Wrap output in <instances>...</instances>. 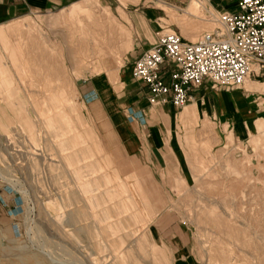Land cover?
<instances>
[{
    "label": "rangeland",
    "instance_id": "374dc122",
    "mask_svg": "<svg viewBox=\"0 0 264 264\" xmlns=\"http://www.w3.org/2000/svg\"><path fill=\"white\" fill-rule=\"evenodd\" d=\"M99 1L100 7L85 12L94 36L74 32L73 20L62 17L91 0L0 24V264H173L174 242L158 235L163 214H178L189 229L195 264H264V76L248 80L258 89H234L230 119H199L192 106L178 114L192 174L184 177L173 154L156 162L147 134L137 144L124 143L82 89L91 81L106 85L104 76L117 92L123 88L138 41L155 42V26L195 41L218 21L196 0H110L112 9ZM153 11L151 19L146 13ZM205 17L216 25L206 27ZM16 25L23 28L12 31ZM190 28L195 36L186 33ZM117 33L123 36L114 43L118 48L97 54L95 39ZM61 87L75 103L68 112L75 129L66 134L53 120L50 98ZM79 116L85 122L77 125ZM88 129L92 152V138L83 141ZM172 147L180 154L175 134ZM82 150L83 161L71 159ZM96 241L107 247L98 249Z\"/></svg>",
    "mask_w": 264,
    "mask_h": 264
},
{
    "label": "crops",
    "instance_id": "0c3cea01",
    "mask_svg": "<svg viewBox=\"0 0 264 264\" xmlns=\"http://www.w3.org/2000/svg\"><path fill=\"white\" fill-rule=\"evenodd\" d=\"M78 1L80 0H0V24L7 23L18 16H24L25 14L32 11L48 10L63 6L65 4L71 5ZM103 1L105 3L110 2V0ZM210 1L216 8L225 9L228 7L230 10H237V6L235 4L236 1L228 5H226V1L228 2V0ZM119 9L121 10V8ZM146 15L151 17V19L156 18V14L154 11L151 13L148 12L146 13ZM128 18L132 26L134 27L133 21L130 19V17ZM142 21L144 22V20H141V22ZM18 28L19 30H21L23 26L16 25L10 29L12 31H18ZM157 29L158 27L156 26L155 28H152L155 40V32ZM0 33L3 35L4 30L0 29ZM153 43H151L148 38H146V40H143V42L139 40L138 47L140 48V50L138 51V54L133 57V62L145 49L149 48ZM133 62L131 64V69L133 66ZM121 78L124 81V86L118 92L116 91L117 89L109 83L108 77L104 76L106 85L98 84L94 81L86 83L84 85V88L82 89L83 95L87 99L91 100V102L99 103L107 119L110 121L112 126H114V128L121 134V138L124 140V143H126L127 145L137 144L138 141L141 140L140 135L142 133H145L148 136L150 151L153 154L156 162H160L161 160L163 162H166L164 158H166L167 154H173L175 160L179 163L182 171V176H192L188 165L189 160L183 150L178 137V114L184 111L186 107L192 106L193 109L191 113L193 115H196L199 109V119L204 120L206 114L210 119H217L219 117H226V119H230L231 117H228V114L229 111L232 112L231 106L236 102V91L225 89L215 90L210 87L209 83H206L199 89L193 91V99L184 108L177 109L172 104L154 106L150 105L147 100V87L132 78L131 70L130 72H124ZM63 94L65 98L63 97ZM73 96V93L69 92V90H65L62 87L56 89L54 97H50L52 98V100H55L56 105V108L54 107L55 114L53 120L58 123V125L60 122V125L58 127L60 128V130H62V132H64L62 134H66V130H69V128H73V123L71 120V111L75 109ZM196 105H198L199 108L196 107ZM71 106L74 107V109H72ZM65 107H68V109ZM69 110H71L70 113H68ZM61 114H63L64 116ZM79 117H77L76 119V124L83 121L85 122L84 117ZM183 117L184 116H182L181 118ZM62 122L64 123L61 124ZM62 125H66L64 126L65 128ZM77 125L75 126L78 127ZM73 129H75V127ZM87 133L88 136L85 137L83 141H86V138H92L91 141H88L89 149L92 152L91 147L93 146L91 145H93V129H88ZM174 134L176 135V139L180 145V154L176 153V151L172 147V137ZM94 135H96L95 131ZM85 153L86 150H82L79 154L71 157V159L83 161L85 159ZM85 167L86 166L81 169H84L85 171ZM183 167H186L188 171H185ZM89 173L91 174V172ZM163 215L160 217L158 223V235L166 241L174 242L172 243L174 253L173 264H195L194 258L190 253L189 229L186 226L182 225L181 219L178 214L170 215L168 217H164Z\"/></svg>",
    "mask_w": 264,
    "mask_h": 264
},
{
    "label": "built area",
    "instance_id": "2783aa9c",
    "mask_svg": "<svg viewBox=\"0 0 264 264\" xmlns=\"http://www.w3.org/2000/svg\"><path fill=\"white\" fill-rule=\"evenodd\" d=\"M208 1L207 11L219 23L214 30L192 41L159 26L155 42L134 60L132 78L147 87L150 105L182 109L206 83L215 90H234L264 76V0H236L235 11Z\"/></svg>",
    "mask_w": 264,
    "mask_h": 264
},
{
    "label": "bare ground",
    "instance_id": "6f19581e",
    "mask_svg": "<svg viewBox=\"0 0 264 264\" xmlns=\"http://www.w3.org/2000/svg\"><path fill=\"white\" fill-rule=\"evenodd\" d=\"M92 1V3L91 4H76V5H74L69 11H68V13H67V16H65L66 14H64L62 17H63V20H66V19H68L69 21L70 20H73V23L72 22H70L71 23V25H72V28L71 29H73V31L74 32H80V34H89V35H91V36H94L92 33H93V31L94 30H92V24H90V23H92V21L93 20H91V22L90 23H88L87 22V20L86 19H88L87 17H89L90 18V15H89V13H85L87 10H90V9H94V8H97V7H100V4H101V2L99 1V0H91ZM126 1H129V0H123V2H126ZM134 1H137V0H134ZM196 3H197V6L200 8V9H206L207 8V6L209 5V1L208 0H196L195 1ZM104 8H107V9H109L110 8V5H108V4H105V6H104ZM106 10V9H105ZM111 12V11H110ZM122 12V15L125 17V18H127L128 19V17H126V13L124 12V11H121ZM98 13V12H97ZM86 14V15H85ZM102 14V13H101ZM111 14V13H110ZM109 14V15H110ZM98 15V14H97ZM99 16V15H98ZM103 16V15H102ZM108 16V15H107ZM85 17H86V19H85ZM197 17V16H196ZM100 18V17H99ZM200 18V17H199ZM215 18V20H216V17H214ZM57 19V18H56ZM198 19V18H197ZM202 19V18H201ZM200 19V20H201ZM59 20V19H58ZM97 20H98V17H97ZM103 20H104V18H103ZM129 20V19H128ZM212 18H210V17H205L204 19H203V24H205L206 25V27H211V25H213V24H215L216 25V23H213L212 22ZM89 21V20H88ZM130 21V20H129ZM58 22V21H57ZM95 22H96V20H95ZM93 23H94V21H93ZM99 23H100V20H99ZM218 23V22H217ZM95 24H98V21H97V23H95ZM105 24V23H104ZM99 25V24H98ZM102 25V24H101ZM218 25H219V23H218ZM95 26V25H94ZM93 26V27H94ZM103 26V25H102ZM107 26V25H106ZM99 27V26H98ZM101 27V26H100ZM109 27V26H108ZM108 27H107V29H108ZM111 27V26H110ZM121 27H123V26H121ZM95 29L97 28V27H94ZM93 28V29H94ZM103 28V27H102ZM113 28H114V26H113ZM116 28H117V26H116ZM120 28V27H119ZM197 28V27H196ZM195 28V29H196ZM214 28V27H213ZM213 28H210V29H213ZM216 28V27H215ZM214 28V29H215ZM98 29V28H97ZM96 29V31H98V30H100V29H98L97 30ZM121 29V28H120ZM124 29H126V28H124ZM123 29V30H124ZM186 29V28H185ZM194 29V28H193ZM193 29H187L186 30V33H188L189 35H191V36H195L196 35V31H194ZM213 29V30H214ZM17 30V29H16ZM18 30H19V28H18ZM109 30H110V28H109ZM118 30V29H117ZM122 30V29H121ZM123 30H122V32H123ZM2 31V30H1ZM105 31V30H104ZM108 31V30H107ZM202 31V30H201ZM210 31H212V30H210ZM99 33H100V31H98ZM101 32H103L102 30H101ZM106 32V31H105ZM119 32H120V30H119ZM124 32H125V34H124ZM123 32V34L122 35H124V36H126L127 38H130V37H132L131 36V31L130 30H125ZM99 33H97L98 34V36H100V34ZM108 33V32H107ZM110 33V32H109ZM112 33V32H111ZM95 34V33H94ZM101 34H103V33H101ZM117 34H119V35H116V34H114L113 36H111V37H109L108 35V37L107 36H104V37H100V38H98V39H95V43H96V45L94 46L95 47V50H96V53L98 54H101L102 53V51H104L105 52V48H107L108 50L109 49H111V50H115L116 48H118V46L116 45V44H118L119 42L121 43L122 42V35L120 34V33H117ZM105 35V34H104ZM201 35H202V33H201ZM200 35V36H201ZM200 36H198V38L200 37ZM96 38H97V36H95ZM112 41H113V43H112ZM118 43H117V42ZM88 42V41H87ZM125 42V41H124ZM109 43H110V45H109ZM111 43H112V45H111ZM114 43H116V44H114ZM109 46H108V45ZM125 45V44H124ZM126 46H128V45H126ZM130 46V45H129ZM127 48V47H126ZM129 48H132V46H130ZM118 50V49H117ZM102 55H103V53H102ZM102 57V56H101ZM100 57V58H101ZM76 72L77 73H79V70H76ZM249 80V79H248ZM248 80H246V82L244 83L245 84V86H246V89L248 90V91H252V90H255V89H258V85L257 84H255V83H252V82H249ZM244 84H242L240 87H242ZM65 85V84H64ZM63 86V85H62ZM62 88V87H61ZM258 91V90H257ZM51 92V91H50ZM65 92V91H64ZM59 93V92H58ZM63 93V92H62ZM55 95V94H54ZM61 96V95H60ZM63 97H64V94H63ZM65 98V97H64ZM68 100V99H67ZM74 104V103H73ZM56 106V105H55ZM58 106H59V104H58ZM71 108L72 109H74V107H72L71 106ZM234 112V111H233ZM57 113V112H56ZM61 113V112H60ZM61 115H63V114H61ZM64 116V115H63ZM63 116H61V117H63ZM72 120V119H71ZM65 121H66V119H65ZM68 121H70V120H68ZM64 122H62L61 124H63ZM68 123H70V122H68ZM72 124V123H71ZM63 127H64V125H62ZM73 127V126H72ZM250 127V126H249ZM65 128V127H64ZM62 131V130H61ZM97 200V199H96ZM93 202H94V199H93ZM76 216H77V214H76ZM89 230H91V229H89ZM100 243V242H99ZM102 244H103V246H102ZM95 245H96V247L98 248V249H105V247H107V244H105L104 245V243H100V244H98V242L96 241L95 242Z\"/></svg>",
    "mask_w": 264,
    "mask_h": 264
}]
</instances>
